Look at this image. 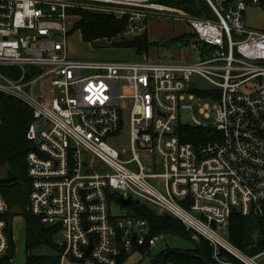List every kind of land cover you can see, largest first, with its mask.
<instances>
[{
  "label": "built area",
  "instance_id": "obj_1",
  "mask_svg": "<svg viewBox=\"0 0 264 264\" xmlns=\"http://www.w3.org/2000/svg\"><path fill=\"white\" fill-rule=\"evenodd\" d=\"M207 1L215 16L153 0H0V91L33 115L26 210L59 228L60 264H120L134 244L154 246L163 234L145 218L113 212L127 198L206 238L215 264H262L264 251L250 255L225 234L234 210L264 218V29L247 23L248 0ZM77 8L129 15L128 31L150 16L184 19L199 60L72 57L66 21ZM195 103L211 118L192 114L191 125L208 127L198 143L179 132ZM8 210L0 191V258Z\"/></svg>",
  "mask_w": 264,
  "mask_h": 264
},
{
  "label": "trees",
  "instance_id": "obj_2",
  "mask_svg": "<svg viewBox=\"0 0 264 264\" xmlns=\"http://www.w3.org/2000/svg\"><path fill=\"white\" fill-rule=\"evenodd\" d=\"M174 7L182 8L192 14L212 17L215 12L207 0H153ZM233 0H228L231 2ZM70 13H77L82 18L76 24L75 29L80 30L85 41H94L97 38H111L117 34L126 32L130 24L127 15L122 17L109 16L92 12H84L81 9H71ZM192 34L187 33L181 36H174L184 44H188ZM153 42L148 37V31L141 32L132 37L122 35V39L115 45L130 47L136 53L147 52ZM206 95L205 92H200ZM0 167L5 166L8 180H0V191L6 198L9 210L6 213L8 220V234L10 239L9 252L0 259V264H12L15 250L12 226L14 214L10 209L21 202L28 204L30 179L27 172V154L31 148V142L26 133L32 122L33 115L30 106L19 98L5 94L0 91ZM180 137L183 141L198 143L205 140L208 135V127L196 125L179 126ZM19 190V191H18ZM134 214L145 218L151 228L152 234H175L187 237L195 243L194 248L183 249L179 247H167L156 257L152 258L151 264H162L163 262H174L176 264H215L212 259V246L206 238L199 241L192 238L191 232L184 223L176 216L169 213H161L146 203L134 201L131 205ZM28 212V211H27ZM27 264H60L59 253L54 236L59 231L57 226H49L40 221V218L29 213L27 216ZM229 240L250 255H255L264 251V218L255 214H242L234 210L229 223ZM47 246L54 252L35 254V248ZM149 243L144 245L134 244L133 249L143 254L151 252ZM185 250L186 252H182ZM131 252H123L120 257L122 264ZM233 264H245L238 259H234Z\"/></svg>",
  "mask_w": 264,
  "mask_h": 264
},
{
  "label": "rangeland",
  "instance_id": "obj_3",
  "mask_svg": "<svg viewBox=\"0 0 264 264\" xmlns=\"http://www.w3.org/2000/svg\"><path fill=\"white\" fill-rule=\"evenodd\" d=\"M252 4H250L251 6ZM263 5V4H262ZM255 7L256 6H251ZM84 12H92L98 14H105L109 16H115L113 12H108L104 10H93V9H82ZM264 11V8L262 9ZM261 19H264V12H262ZM125 16V15H124ZM129 17V15H127ZM70 20L66 21V26L69 29L68 31V52L72 57L75 58H83V59H112V60H139L147 58L152 61H196L199 60V53L195 52L189 45L184 44L180 40L173 39L174 36H181L183 33L188 32L187 34H191V27L188 22L181 18H166L161 16H153L149 17L146 20V29L144 31H148V37L151 41H155L156 43L152 44L150 49L147 52L142 54L136 53L135 49L130 47H122L115 45L116 42H119L122 39V35L128 37L135 36L136 34H140L144 32L143 29L128 31L112 36L111 38H97L94 41H85L82 37L81 31L76 30V24L82 18L77 13H71ZM170 38L171 45L169 47L162 45V38ZM161 39V40H160ZM159 41V42H158ZM199 82L203 85H207L208 82L199 77ZM122 90L124 93H130V90L125 85L122 86ZM188 102H193V99H188ZM205 101H211L209 99H205ZM212 102V101H211ZM199 105L195 103V111L192 112L190 108H183L181 111L182 114V122L184 124L193 123L192 114L195 113L200 119L203 121L209 122L211 118L206 117L204 114L200 113ZM125 142V139H124ZM5 179L8 180L9 177L7 175L6 167H0V180ZM19 191V190H18ZM19 204L15 205L14 208L10 209V211L14 214L13 218V238L15 241V250L12 258V264H27V216L28 212L26 210V204L22 202V198L20 196ZM143 203V202H142ZM129 209L125 206L116 205L113 206V212L117 215L126 214ZM158 212H161L158 210ZM163 213V211L161 212ZM166 213V212H164ZM15 222V227H14ZM228 237V233L225 234ZM54 236V240H55ZM195 243L187 237L178 236L175 234H163V237L151 248V252L147 254H143L140 251H135L133 247L126 251L131 252L129 256L125 259L123 264H151L152 258L156 257L162 250L167 247H179L183 249L194 248ZM9 252V251H8ZM7 252V254H8ZM54 252L53 249L47 246H41L39 248H35V254H43ZM58 253V249H57ZM6 256V255H5ZM4 256V257H5ZM261 259L264 258V254ZM3 257V258H4ZM2 259V258H0Z\"/></svg>",
  "mask_w": 264,
  "mask_h": 264
},
{
  "label": "crops",
  "instance_id": "obj_4",
  "mask_svg": "<svg viewBox=\"0 0 264 264\" xmlns=\"http://www.w3.org/2000/svg\"><path fill=\"white\" fill-rule=\"evenodd\" d=\"M233 1H236V0H233ZM248 2H249V6L247 7L245 11L247 23L252 27H255L258 29H264V19H261V16L263 15L262 12H264L262 11V9L264 8V0H260L259 4L253 3L252 0H248ZM250 4H252L251 6H256L257 8L251 7ZM165 39H166L165 37L162 38V42H164ZM14 227H15V222H14Z\"/></svg>",
  "mask_w": 264,
  "mask_h": 264
},
{
  "label": "water",
  "instance_id": "obj_5",
  "mask_svg": "<svg viewBox=\"0 0 264 264\" xmlns=\"http://www.w3.org/2000/svg\"><path fill=\"white\" fill-rule=\"evenodd\" d=\"M162 45H163V46H166V47H169V46L171 45V40H170V38H166L165 41L162 42ZM262 133H264V132L262 131ZM121 202H122L123 205H125V206H129V205H131L132 200H131V198L121 199ZM91 246H92V244H90V246L88 247V253H87V256L89 255V251H90V249H91ZM181 251L184 252V253L186 252L185 250H181ZM163 263H164V262H163ZM163 263H162V264H163ZM261 263L264 264V258L262 259Z\"/></svg>",
  "mask_w": 264,
  "mask_h": 264
}]
</instances>
